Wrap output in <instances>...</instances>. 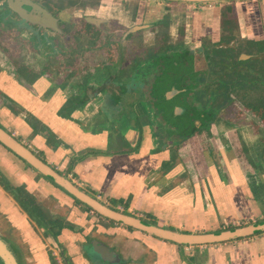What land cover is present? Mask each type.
I'll return each mask as SVG.
<instances>
[{
  "label": "crops",
  "instance_id": "1",
  "mask_svg": "<svg viewBox=\"0 0 264 264\" xmlns=\"http://www.w3.org/2000/svg\"><path fill=\"white\" fill-rule=\"evenodd\" d=\"M214 8L202 17L200 39L221 37L222 11L234 8V38L248 43L245 52L255 54L258 43H264V0L219 3ZM6 60L0 53V93L17 104L20 115L0 99V126L90 196L181 233L217 234L264 221V129L255 131L251 123L217 128L167 146L154 137L146 117H135L142 110L132 107L133 97L127 104L123 95L116 100L104 90L87 106L71 105L69 114L66 105L74 81L60 83L58 74L28 73L32 88L23 86V74ZM1 146L0 173L6 180L35 197L50 198L52 203L45 206L52 208L51 215L74 227L64 229L57 240L45 238L44 230L0 185V219L6 220L2 226L9 238L18 233L38 250L25 264H51L50 252L42 250L47 246L56 256L63 250L71 264H109L89 256L92 241L113 250L120 258L116 264H264V233L217 245L178 246L98 217Z\"/></svg>",
  "mask_w": 264,
  "mask_h": 264
},
{
  "label": "flooded vegetation",
  "instance_id": "2",
  "mask_svg": "<svg viewBox=\"0 0 264 264\" xmlns=\"http://www.w3.org/2000/svg\"><path fill=\"white\" fill-rule=\"evenodd\" d=\"M18 1L29 12L31 9L28 6L35 5L37 17L46 18L47 14L50 17L47 23L51 27L30 24L13 12L11 5L14 0H0V50L8 58L7 63L23 76L30 73L31 68H37L39 73L63 75L67 80L73 79L75 73L84 69L86 74L80 83H75L74 92L66 105L69 114L73 112L69 110L71 105L87 106L104 90L111 93L110 96L115 95L113 97L116 100L119 99V94L123 95L122 100L127 104L133 97L130 100L134 101L132 107L135 109L140 106L142 110V114L135 117H146L155 138H160L167 146H176L185 143L187 138H192L195 134L212 133L222 125L221 117L231 104L242 107V117L256 111L255 108L248 107L250 98L247 100L236 90L234 81V54L237 53L242 61L264 56L256 49L253 50L255 54L252 51L245 52L246 46H250L248 43L221 35L209 38L204 36L201 39L191 37L189 44L181 37V43H174L169 49L159 46L161 49L156 52L150 50L143 62L135 57L131 65L125 68L121 59L114 60L113 56L116 54L108 55L106 48L111 46L116 50L120 49L122 41L132 39L139 29L142 31L150 25L141 28L135 25L118 36L119 42L116 39L114 43L107 44L106 37L101 41L103 36L98 30L105 35L106 30H110L107 25L112 20L119 19L80 17L84 21L82 25L85 24L84 28H87L83 39L78 34L71 39L70 30L78 22L68 23L69 21L62 20L61 14H69L74 8L73 3L68 2L63 6L59 0ZM80 13H84V10ZM65 40L66 44L63 43ZM30 62L35 66H31ZM143 67L145 68L141 73L140 69ZM123 75H126L125 78ZM248 91L246 96L249 97L250 89ZM262 109L264 103L263 108L259 104V115H253L259 121L256 123L259 124L258 130L264 129ZM252 113L245 119L254 124L250 119ZM227 124L232 125L229 122ZM241 127L235 125V128ZM13 248L19 251L16 247ZM19 260L22 261L20 254Z\"/></svg>",
  "mask_w": 264,
  "mask_h": 264
},
{
  "label": "rangeland",
  "instance_id": "3",
  "mask_svg": "<svg viewBox=\"0 0 264 264\" xmlns=\"http://www.w3.org/2000/svg\"><path fill=\"white\" fill-rule=\"evenodd\" d=\"M59 2L63 6H65L68 2H71L74 5V8L70 10L69 14L68 13L61 14L62 20L69 21L68 23H72V21L78 22L76 24L72 23L74 25L72 29L70 30V35H69L71 39H73L75 34H78V37H81V40L83 39L82 37L87 28L86 29L84 28L85 24L82 25L84 21H83V18L81 19L80 17H96V18H101L105 20H108L110 18L119 19V20H112L110 24L107 25L108 27L110 26L109 28L110 30L109 31L106 30L105 35L101 30H98V33L101 36H103L101 41L104 39V37H106L107 44L114 43V40L116 39L119 42L120 38L118 36H121L123 33H125L127 29H130L131 27L135 25H137V27H140V28L150 25L149 28L144 29L142 31H140L139 29V31H137L138 33L132 39L128 38V39H125V41H122L120 49L118 48V50H116L115 48L111 46H108L106 48L108 55L116 54V56H113L114 60L117 58H119V60L121 59L125 68H128L131 65V62L134 61L135 57H137L139 60L142 59V62H143L145 58L149 55L150 50L152 52H156L161 49V48H158L159 46L161 47L165 46L166 48L169 49L171 45H175L174 43L176 44L181 43L182 41L181 37L182 38L184 37L183 39L189 44L192 41L191 37L198 39L200 35L198 34L200 33L199 31L200 29L198 28V26L200 27V25H203L202 17H205L207 12L210 11L211 13V11H214L213 8L217 7L218 5V4H181V3H169V2H164V1H154V0H59ZM232 2H229V3H232ZM83 10H84V13L81 14L80 12ZM135 13L136 15H134ZM235 20H236L235 24L237 23L238 25L237 18ZM118 21L120 22V24H117ZM160 22L161 24H159ZM230 25H231L230 28H233L234 31L238 30L237 25L234 27H233V24H230ZM9 30L12 32L11 28ZM205 32H203V34ZM223 33H222V36L229 35L228 31H225ZM204 36L206 37V35ZM236 36L238 35L236 34ZM70 38H68L67 40L71 41ZM63 43L66 44L67 41L65 40ZM98 43L99 42H96V44ZM0 53L4 55L1 50H0ZM216 54L218 53H215V55ZM30 65L35 66V64L32 62H30ZM144 68L145 67L140 69L141 73L144 71L143 70ZM230 68H232V66H230ZM36 69L37 68H31L30 73L33 72L34 74H39V72H37L38 70ZM253 70H255L257 75L252 76V79L256 80L257 76H261L260 79H257L256 82L258 83H260V81L264 82V77L261 75L262 73H264V70H262L261 67H255ZM85 74L86 72L83 69V71L81 70L80 72L75 73L73 79L65 80L63 75H59L58 79L60 83L64 81L71 83L74 81L76 84H78L83 79V76ZM125 76L123 75L124 78ZM258 83L257 85L255 86L252 85L250 87L249 97L246 96L248 94L244 95L243 92H241L242 95L246 99L250 98L251 103L249 105L256 109V111L255 110L253 111L254 113L250 112L246 114L248 116L249 114L252 113V117L250 116L251 117L250 119H251V122L254 121L253 125L255 126V131H258L259 124H256V123H259V121L258 119L254 118L253 115L254 114L259 115L258 114L259 104L261 103L262 108H263V103H264V88ZM244 90L245 91L247 90L246 93L248 92V88L244 87L243 91ZM0 99L2 98L0 97ZM233 105L234 104H231V106L228 108V111L223 113V117H221L222 125L219 126L218 129L228 130V129H232V126L236 125L238 127H241L243 124L246 125L249 123L248 120L245 119V117L247 116L242 117V114L244 112V110H242V107L239 104H237L238 106H233ZM15 109L17 108L15 107ZM245 110L247 111L248 109H245ZM262 110L264 111V109ZM228 122L231 123L232 125L227 124ZM6 151L10 155H12V157L15 158L17 161L21 162L24 166L29 168L32 172H36L32 168H30L24 161L17 158L11 151H9L8 149H6ZM68 178L70 180H73V182L84 191L80 183L74 181V179L71 176ZM42 179L53 185V182H51L49 179L47 178H42ZM36 198L44 206L45 205L49 206V204L52 203L50 198L43 199V198H39L38 196H36ZM48 209L49 211L52 210V208H49V207ZM5 221L6 220L4 218L0 219L1 236L6 241H8L12 245V247H20L21 251H18L19 253L15 249L14 250L16 251L18 258L20 254L22 258L21 262L25 264L27 259L32 260V257H34L35 252H38V250L35 248L34 249L35 252H34V250H32L31 247L28 246L26 242L28 240L27 239L23 240L22 238L23 236H20L18 233H14L15 236H12V238L10 239L9 238L10 236L7 234L8 229L5 230L6 227L2 226V223H5ZM30 243L32 244L31 241ZM51 247L52 246H47V247H44L42 250L43 251L46 250L47 252H50L49 254L53 253L55 255ZM91 251H92V248L90 247L87 252L91 253ZM90 253H89L90 257H92L93 259L99 260L93 255H90ZM56 258L58 259L59 263L62 264L60 253H58Z\"/></svg>",
  "mask_w": 264,
  "mask_h": 264
},
{
  "label": "water",
  "instance_id": "4",
  "mask_svg": "<svg viewBox=\"0 0 264 264\" xmlns=\"http://www.w3.org/2000/svg\"><path fill=\"white\" fill-rule=\"evenodd\" d=\"M154 1H164L169 3H181V4H219L232 1L241 0H154ZM31 12L25 11L20 5L18 0H14V4L11 5L13 12L18 15L21 19L26 20L30 24H40L42 26L51 27L47 23L50 17L45 14L46 18L42 16H35L36 6L30 4L28 6ZM23 11V13L21 12ZM24 12H27L26 15ZM53 27V26H52ZM24 86L31 87L30 84H24ZM0 143L12 151V153L29 165L33 170H35L40 175L49 179L55 185L63 189L75 200L79 201L83 205L90 208L94 213L102 218H105L116 224H121L125 227L134 229L141 233L156 237L160 240L176 244L178 246L184 247H200V246H210L228 243L240 239H246L255 235L264 233V221L258 224L248 225L244 227H239L234 230H227L217 234L207 233V234H191V233H181L168 230L165 228H160L158 226L151 225L144 220L127 215L121 211H117L112 207L102 203L98 199L90 196L85 191H83L79 186L72 182L68 177L58 174L49 164L44 162L40 157L37 156L29 147L24 143L16 139L12 134L6 131L0 126ZM92 248L90 255L98 257L102 262L109 264L119 263L120 258L118 255L111 250L106 244L99 241L90 242L89 248ZM0 261L2 264H21L17 256L16 251L12 245L6 241L0 234Z\"/></svg>",
  "mask_w": 264,
  "mask_h": 264
},
{
  "label": "trees",
  "instance_id": "5",
  "mask_svg": "<svg viewBox=\"0 0 264 264\" xmlns=\"http://www.w3.org/2000/svg\"><path fill=\"white\" fill-rule=\"evenodd\" d=\"M236 18L237 17H236V13H235L234 8H226L222 11V28H223L224 32L225 31L229 32V35H227V36H229L232 40L234 39V35H233L234 30H233V28H230L231 27L230 24H233V27L236 26L237 25V23L235 24ZM257 47H258V51H259L258 53L264 54V43H258ZM233 58H235V61H234V63H235L234 81L236 82L235 88H236V90L243 92V94L246 95L249 93V91L247 93H246L247 90L243 91L244 87L248 88V90H249L252 85H256L258 83L256 81H257V79H260V77H261V76H257L256 80L252 79V76L257 75L255 70H253L255 67H261V69L264 70V56L259 55L257 57L251 58L248 61H242V60H240L239 57H237V53H236L232 56V59ZM261 75L264 77V73H262ZM22 78L24 79V80L22 79V82H21L22 84L25 83V84L32 85L30 82H28V80H26V76L22 75ZM260 84L262 86H264V82L260 81ZM3 96L4 95H2L0 93V97L2 99H3ZM4 100L6 103H8L10 105V107L14 111L17 110V109H15V107H17V104L14 103L11 99L4 97ZM248 107H250V105ZM69 110L72 111V110H74V108L73 109L69 108ZM66 111L68 112V109ZM16 114L18 116L20 115L18 110L16 111ZM29 117H31V116H29ZM261 118L264 121V117H261ZM28 122L30 123V125L32 126L34 131L38 130L37 126H36V122L34 120L29 119ZM262 159L264 160V154L262 155ZM38 176L45 178L44 176L40 175L39 173H38ZM0 185H2L3 188L15 199V201L19 204V206L22 208V210L29 216V218L36 224V226L39 229L44 230V237L45 238H53L54 240H57L64 229L73 230L74 227L71 224H69L68 222H66L63 218L52 216L49 209L46 206H44L42 203H40L36 199V197L33 196L31 193H29V191H27L24 187L14 188L8 182V180H6V178L3 176V174H1V173H0ZM58 188L61 189L60 187H58ZM61 190L64 191L63 189H61ZM75 202L78 205L84 206L88 211L93 212L90 208L83 205L79 201L75 200ZM110 207H112L113 209H115L117 211H120L117 209V203H114V205H112V206L110 205ZM123 213L128 214L126 211H124ZM97 216L100 217L99 215H97ZM100 218H102V217H100ZM102 219H104V218H102ZM145 222H147V221H145ZM147 223H149V222H147ZM112 224H116V223L112 222ZM129 229L134 230L131 228H129ZM60 258L62 260V264H71L68 257L64 254L63 250L60 253ZM50 261H51V264H60L58 259L56 258V256L53 253L50 254ZM0 264H2L1 261H0Z\"/></svg>",
  "mask_w": 264,
  "mask_h": 264
},
{
  "label": "built area",
  "instance_id": "6",
  "mask_svg": "<svg viewBox=\"0 0 264 264\" xmlns=\"http://www.w3.org/2000/svg\"><path fill=\"white\" fill-rule=\"evenodd\" d=\"M121 210V209H120Z\"/></svg>",
  "mask_w": 264,
  "mask_h": 264
}]
</instances>
